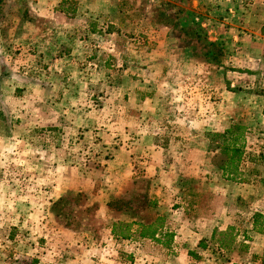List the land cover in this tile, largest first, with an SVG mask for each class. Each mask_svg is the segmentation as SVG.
<instances>
[{"label": "rangeland", "instance_id": "obj_1", "mask_svg": "<svg viewBox=\"0 0 264 264\" xmlns=\"http://www.w3.org/2000/svg\"><path fill=\"white\" fill-rule=\"evenodd\" d=\"M209 3L64 0L50 13L76 35L66 74L32 13L36 38L4 64L20 70L4 75L19 104H0V264H264V0ZM16 4L27 20L28 0H5L0 24ZM233 124L247 130L229 180L215 134ZM159 217L172 239L141 238Z\"/></svg>", "mask_w": 264, "mask_h": 264}, {"label": "crops", "instance_id": "obj_2", "mask_svg": "<svg viewBox=\"0 0 264 264\" xmlns=\"http://www.w3.org/2000/svg\"><path fill=\"white\" fill-rule=\"evenodd\" d=\"M28 1H29V4L27 6L30 9L29 11L30 15L27 18V20H25L24 18L23 9H21L22 13H21V16H19L18 9L21 8V6L16 4L17 5V8L15 9L16 14H12L9 12L8 16L5 18L6 21L3 24L2 23L0 24V104L1 102L5 105L6 104L9 105L10 103L12 107L15 104H19V101L17 99L16 94L12 92H10L9 94L11 98H7L8 90L12 89L9 85L11 83V85L14 87L13 85L14 83H12V81L6 78L4 75L18 71L20 70V67L15 65L13 67L4 69L5 68L4 64H8L7 59H9L10 56L14 57L12 55L14 54L12 50H13V46H15L16 43L18 42L19 43L20 42L30 43V41L32 43V41H34V39L36 38V34L39 32V30L33 32L34 23L32 22H35V21L31 19V16L35 17V15H33L32 13L40 14L46 17L45 27H49V28L48 30L46 29V31L43 33L44 46L42 48H44V52H45L44 56L46 58L56 59V62L52 61L54 65V69H55V70H52V72L55 71L58 74L69 73L70 67L68 66V59L77 58L76 55L79 52L77 51L79 49L78 48L77 50H74L71 53L70 47H67L71 45V43L69 44L70 40L72 39L75 40V36H76L75 33L71 32V29H69L72 26L71 25L72 23L67 22L65 24H62V22L55 19L56 15L60 19H63V16L59 12H57V14L50 13V10H52L50 8L53 7L54 9H57L55 8V6H58V5L60 6L64 0H28ZM209 1L210 3L209 5L207 4V10L211 9L210 7H213V5L211 4L212 0H209ZM219 2L220 4H223L222 1H219ZM208 17L210 16L207 14V18ZM212 19L213 17L211 16V18L207 19V21H211ZM57 21L58 23L55 24V22ZM22 29H27L26 30L27 35H25V32H22ZM32 33H33V36L31 37ZM70 33H73L74 35ZM215 38L221 41L225 38V36L222 38L220 36H215ZM238 39L242 40L241 37L239 38L238 36H236L235 40H238ZM9 46H11V49L9 48ZM77 46L80 47L79 44H77ZM15 58L19 59L18 56H16ZM62 59H65V61H62ZM4 70H6V72ZM5 84L7 85L6 88H5ZM56 101L57 100H51L50 101L51 105L54 104L53 102H55V104H58ZM65 101L64 102L62 101V103H65ZM51 119H48V120H51ZM186 220H187L186 222L187 227L189 228L188 232L191 231V233L195 235V237L193 238V241L191 242L199 243L200 239L203 238V234H205L204 232L207 231V215H203V217L188 216ZM146 224H149V223H146ZM183 226H181L183 228L182 230H180V232H183V229H188L186 225H183ZM200 226H203V228H200ZM215 226L216 225H213V228H215ZM212 231L213 230H211V232L209 233H212ZM142 241L146 242V239H142ZM176 246L178 245L175 244V247Z\"/></svg>", "mask_w": 264, "mask_h": 264}, {"label": "trees", "instance_id": "obj_3", "mask_svg": "<svg viewBox=\"0 0 264 264\" xmlns=\"http://www.w3.org/2000/svg\"><path fill=\"white\" fill-rule=\"evenodd\" d=\"M5 0H0V7ZM247 127L242 124H233L223 133H216L215 135L222 139V162L219 166L223 173V176L229 180L237 179L241 174V163L244 156L245 149V133ZM162 218H158L155 222L150 224H139L141 228L139 236L141 238H151L157 242H163L162 237L168 238L169 241L172 239V233H163L161 223ZM234 228L231 227L225 232H220L224 238L220 239L221 247L229 249L232 245L233 238H228L231 231ZM253 229L259 233H264V214L257 213L254 216ZM216 234V232L214 233ZM168 242V241H167Z\"/></svg>", "mask_w": 264, "mask_h": 264}]
</instances>
